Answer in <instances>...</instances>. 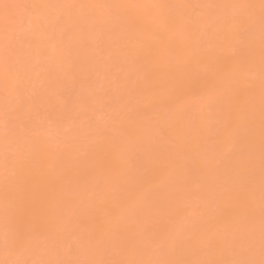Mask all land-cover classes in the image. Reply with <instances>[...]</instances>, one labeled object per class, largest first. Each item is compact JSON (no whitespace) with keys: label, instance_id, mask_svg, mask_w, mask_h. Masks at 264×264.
Instances as JSON below:
<instances>
[{"label":"bare ground","instance_id":"obj_1","mask_svg":"<svg viewBox=\"0 0 264 264\" xmlns=\"http://www.w3.org/2000/svg\"><path fill=\"white\" fill-rule=\"evenodd\" d=\"M0 264H264V0H0Z\"/></svg>","mask_w":264,"mask_h":264}]
</instances>
